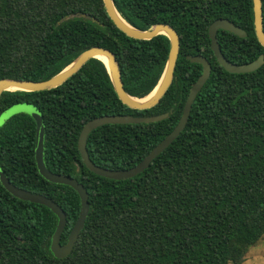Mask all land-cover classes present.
I'll return each mask as SVG.
<instances>
[{
  "label": "trees",
  "instance_id": "obj_1",
  "mask_svg": "<svg viewBox=\"0 0 264 264\" xmlns=\"http://www.w3.org/2000/svg\"><path fill=\"white\" fill-rule=\"evenodd\" d=\"M120 16L148 30L163 23L180 38L173 83L159 104L134 110L117 96L105 63L89 60L63 85L46 91H8L0 116L30 105L45 128L44 162L88 191L89 213L72 253L50 250L58 224L46 206L22 201L0 182V264H243L264 237V64L231 74L211 49L209 27L229 19L247 36L217 37L225 58L237 65L264 55L254 26L252 0H113ZM264 24V0H262ZM96 18L102 25L85 19ZM111 51L125 91L147 97L164 72L170 41L165 35L136 40L109 18L103 0H0V80L44 81L91 47ZM212 65L180 136L141 174L111 180L83 163V126L105 115L153 116L155 123L104 125L88 137L97 166L126 170L140 163L178 124L193 84ZM34 119L16 114L0 127V168L12 184L56 202L67 216L65 244L81 210L78 193L47 181L37 167Z\"/></svg>",
  "mask_w": 264,
  "mask_h": 264
},
{
  "label": "water",
  "instance_id": "obj_2",
  "mask_svg": "<svg viewBox=\"0 0 264 264\" xmlns=\"http://www.w3.org/2000/svg\"><path fill=\"white\" fill-rule=\"evenodd\" d=\"M254 11V26L255 33L258 42L264 48V24H263V9L262 0H252ZM104 7L109 18L113 21L115 26L125 33L128 37L136 40H151L158 35H165L170 41V51L167 59V63L162 74V77L155 87V89L149 94L153 95L144 102L140 100L144 98H136L129 95L122 82V74L120 71L119 63L115 55L108 49L102 47H91L83 51L68 67L44 81H30V80H17V79H2L0 80V97L4 92L8 91H24V92H40L55 89L63 85L70 77L76 74L89 60L106 58L107 62H104L110 75L111 82L114 90L122 101L123 104L134 110H148L159 104L160 100L165 96L166 92L173 83L175 69L180 51V38L177 32L167 24L159 23L148 30H140L130 25L124 20L114 6L113 0H103ZM85 19H90L93 23L102 25L96 18L83 15ZM226 31L232 33L240 38L247 36L246 32L236 26L234 22L229 19H218L214 21L209 27V38L211 40V49L215 54L217 62L228 73L231 74H244L251 73L258 70L264 64V55H260L258 59L247 64L237 65L228 61L223 55L219 42L218 31ZM192 63L200 64L203 67L202 74L198 80L193 84L189 95L187 97L182 116L173 129V131L166 136L158 145H156L150 153L136 166L126 170H109L97 166L90 159L87 150V140L89 135L99 127L104 125H127V124H141V123H155L165 120L169 117V113L153 116H133V115H105L95 118L87 122L80 133L78 139V149L81 154L84 165L94 174L111 179V180H125L133 178L142 172H144L152 163V161L164 152L183 132L185 129L193 104L201 92L204 85L207 83L211 76L212 65L210 62L201 55L189 56L187 58ZM148 95V96H149ZM147 96V97H148ZM146 98V97H145ZM30 106V105H27ZM32 107V106H30ZM34 114L32 117L36 120V152L35 158L39 173L49 182L67 185L73 188L79 195L81 200V210L79 217L69 234L68 240L65 244L61 243L62 235L67 226V216L63 209L50 198L32 193L30 191L18 188L10 182L4 171L0 168V182L4 188L14 197L31 203L40 204L49 208L58 218V224L51 239L50 250L53 255L58 259L68 257L80 236L81 231L85 226V222L89 213V194L86 188L75 178L59 175L51 172L44 162V149H45V128L43 125L42 116L33 107ZM8 111V110H7Z\"/></svg>",
  "mask_w": 264,
  "mask_h": 264
},
{
  "label": "rangeland",
  "instance_id": "obj_3",
  "mask_svg": "<svg viewBox=\"0 0 264 264\" xmlns=\"http://www.w3.org/2000/svg\"><path fill=\"white\" fill-rule=\"evenodd\" d=\"M21 113H25L32 117V115L34 114V109L33 107L27 105H16L10 108L0 116V127L12 116ZM34 121L36 120L34 119ZM243 264H264V237L259 241L258 244H256V246L252 247L249 250Z\"/></svg>",
  "mask_w": 264,
  "mask_h": 264
},
{
  "label": "bare ground",
  "instance_id": "obj_4",
  "mask_svg": "<svg viewBox=\"0 0 264 264\" xmlns=\"http://www.w3.org/2000/svg\"><path fill=\"white\" fill-rule=\"evenodd\" d=\"M102 60H103L104 62H107L106 58H102ZM152 95H153V93H152L151 95H149L148 97H146V98L140 100V101H141V102H144V101H146L147 99H149Z\"/></svg>",
  "mask_w": 264,
  "mask_h": 264
}]
</instances>
